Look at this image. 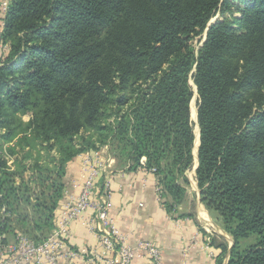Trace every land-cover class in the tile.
Returning <instances> with one entry per match:
<instances>
[{
    "label": "trees",
    "instance_id": "16d2710c",
    "mask_svg": "<svg viewBox=\"0 0 264 264\" xmlns=\"http://www.w3.org/2000/svg\"><path fill=\"white\" fill-rule=\"evenodd\" d=\"M3 19L1 242L30 232L18 223L50 232L67 164L101 144L132 168L146 157L174 213L197 124L196 178L234 239L228 264H264V0H11Z\"/></svg>",
    "mask_w": 264,
    "mask_h": 264
},
{
    "label": "crops",
    "instance_id": "0c3cea01",
    "mask_svg": "<svg viewBox=\"0 0 264 264\" xmlns=\"http://www.w3.org/2000/svg\"><path fill=\"white\" fill-rule=\"evenodd\" d=\"M4 16L0 9V32L3 30ZM7 50V46L0 43V59L7 55ZM30 117V114L24 115L26 121ZM101 152L108 164L104 179H110L112 215L121 232L131 241L149 240L156 243L163 253L164 264H228L234 239L221 225L218 227L221 230H218L216 225L210 222L209 219L214 218L202 202L195 180L191 179V185L194 190L195 186L197 189L194 204L191 206V197L188 210L179 207L180 212H188L186 216H178L177 213H169L159 199L158 180L152 171L147 168L128 167L129 165L122 164L113 154L105 155ZM83 156L84 154H80L69 163L67 193L61 200L62 203L80 191L83 182L80 174ZM174 211H177L176 208ZM205 220L212 223L213 233L203 224ZM73 231L74 244L91 246L97 241V238L88 234L78 224H74ZM207 237L213 240L210 246L207 244ZM11 241L13 239H9V242ZM219 244L228 245V251L224 255L221 254ZM132 264L150 262L148 257L143 256L135 259Z\"/></svg>",
    "mask_w": 264,
    "mask_h": 264
},
{
    "label": "built area",
    "instance_id": "2783aa9c",
    "mask_svg": "<svg viewBox=\"0 0 264 264\" xmlns=\"http://www.w3.org/2000/svg\"><path fill=\"white\" fill-rule=\"evenodd\" d=\"M10 3L11 0H1L0 9L4 14ZM100 155L84 154L80 165L83 178L80 191L59 206L55 214V231L40 242L24 235L12 244L0 241V264H132L143 256L149 258L150 264H164L163 253L156 243L149 240L133 242L118 227L112 215L110 180L104 179L108 164ZM81 221L95 233L97 247L74 244L73 226Z\"/></svg>",
    "mask_w": 264,
    "mask_h": 264
},
{
    "label": "rangeland",
    "instance_id": "374dc122",
    "mask_svg": "<svg viewBox=\"0 0 264 264\" xmlns=\"http://www.w3.org/2000/svg\"><path fill=\"white\" fill-rule=\"evenodd\" d=\"M221 16H220V13H217V14H215V16L212 18V20L210 21V24L212 25L213 23H215L219 18H220ZM204 38H206V33L204 34ZM203 41L204 40H199V39H196L195 41H194V50H195V52H197L198 51V49L200 48V46L202 45V43H203ZM194 101V100H193ZM195 102H196V97H195ZM197 106V105H196ZM195 116H196V113H195ZM197 124L195 125V134H196V140H195V147H194V154H195V158H196V163L195 164H197V162H198V151H197V147L196 146H199V145H197L198 144V138H197ZM197 143V144H196ZM199 149V148H198ZM102 151V152H101ZM89 152H91V154H93V153H98L99 155H100V152L101 153H105V155H107V154H109V153H111V154H113L114 155V157H116V158H118L119 160H120V162L122 163V164H124V165H129L128 167H131V166H133L134 165V161H133V159L131 158V157H127V156H125L126 154L125 153H123V155L122 154H120L118 151H116L113 147H111L110 145H107V144H101V146L98 148V149H96V150H94V151H86V152H82L81 154H86V153H89ZM101 156V155H100ZM102 156H104V155H102ZM12 160H10V164H12ZM70 163V162H69ZM69 163L67 164V166H66V170H68V167H69ZM139 167H141V168H147L146 167V157H142L141 158V161H140V165H139ZM139 167H137V168H139ZM134 168V167H133ZM196 168V167H195ZM195 168L193 167L191 170H189L188 172H187V175H188V177H189V180H190V183H185L184 181H183V178H180L179 179V181H178V183L181 185V187H182V191L180 192V194L178 195V196H181L180 197V199L175 203V208H176V210L177 211H174V214L176 215V213L178 214V216H186L185 214H187L188 212H180L179 211V207H181V209H183V210H188V207L187 206H189V203H190V199H191V197H192V200H191V206H193V204H194V197L196 196V194H197V192H196V186H195V190H194V188H193V186L191 185V179H193V180H195L196 182H197V188H198V192H199V195H200V198H201V190H200V188L198 187V181H197V178L195 177L194 178V175L196 176V174H194V171L196 172V170H195ZM67 174H68V171H67ZM108 180H110V179H108ZM66 181H67V177H66ZM67 184H68V182H67ZM66 196V194L64 195V197ZM202 200V199H201ZM203 202V201H202ZM61 200H60V203L58 204L59 206H61ZM204 203V202H203ZM204 205L206 206V204L204 203ZM25 205L23 204L22 206H21V208L22 207H24ZM59 208V207H58ZM206 208H207V206H206ZM208 209V208H207ZM58 210V209H57ZM209 210V212L211 213V215H212V217L214 218V219H212V218H208L209 220H211L210 222H212L213 224H215L216 225V227L218 228L220 225H221V227L225 230V228H224V225H223V222H222V219H221V217L216 213V212H213V211H211L210 209H208ZM19 212H22L23 213V209L21 210H19ZM29 212H30V214H31V216L32 217H35V215L32 213V209L30 208L29 209ZM57 212V211H56ZM56 214V213H55ZM209 220H205V222L203 221V224H206V227L209 229V231H210V233H213L214 231H213V228H212V223H210L209 222ZM200 221H201V219H200ZM54 224H55V218H54ZM78 225H79V227L80 228H83V229H85L86 230V232L88 233V234H92L94 237H95V239L97 238L96 237V235H95V233L91 230V228H90V226L88 225V224H86V223H83L82 221L81 222H79V223H77ZM219 224V225H218ZM43 225V224H42ZM43 226H45V225H43ZM17 227H19L20 229H27V230H30V232H28V234H26V235H24V234H22V233H18L17 234V236L16 237H13V236H11L9 239L10 240H12L13 239V241H11L10 243L12 244V243H15L16 241H17V238L20 236V235H24V236H26L27 238H29V239H31V240H33V237L34 236H37V237H39V239L40 238H42V240L41 241H43L45 238H47L51 233H53L54 231H55V226H54V228L52 229V230H50V232H48L49 231V229H47V228H43V229H41V230H33L32 229V225H30V224H24V225H22V224H20V223H18L17 224ZM211 228V229H210ZM218 230H221L220 228H218ZM223 230V232H225ZM75 233V232H74ZM74 233H73V236H74ZM226 233V232H225ZM227 234H229L228 232H227ZM230 235V234H229ZM47 236V237H46ZM231 236V235H230ZM45 237V238H44ZM232 237V236H231ZM34 241V240H33ZM251 240H249V242H250ZM209 242V243H208ZM248 242V243H249ZM207 244H213V240L211 239V237H207ZM77 246H85V245H83V244H81V243H78L77 244ZM91 246H98V240L96 241V243H94L93 245H91Z\"/></svg>",
    "mask_w": 264,
    "mask_h": 264
},
{
    "label": "water",
    "instance_id": "95a60500",
    "mask_svg": "<svg viewBox=\"0 0 264 264\" xmlns=\"http://www.w3.org/2000/svg\"><path fill=\"white\" fill-rule=\"evenodd\" d=\"M211 27V24H209V28ZM197 120H198V110H197ZM198 128H199V125H198ZM198 138H199V144L198 145H200V137L198 136ZM198 148H199V146H197V151H198ZM198 153V152H197Z\"/></svg>",
    "mask_w": 264,
    "mask_h": 264
},
{
    "label": "bare ground",
    "instance_id": "6f19581e",
    "mask_svg": "<svg viewBox=\"0 0 264 264\" xmlns=\"http://www.w3.org/2000/svg\"><path fill=\"white\" fill-rule=\"evenodd\" d=\"M195 117H197V115H196ZM197 128H198V126H197ZM197 135H198V129H197ZM196 144H197V143H196ZM198 144H199V138H198ZM198 144H197V145H198Z\"/></svg>",
    "mask_w": 264,
    "mask_h": 264
}]
</instances>
